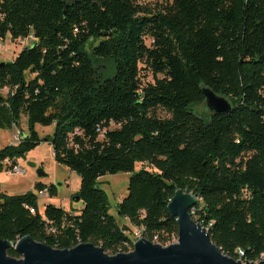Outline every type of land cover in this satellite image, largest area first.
<instances>
[{
	"label": "trees",
	"instance_id": "obj_1",
	"mask_svg": "<svg viewBox=\"0 0 264 264\" xmlns=\"http://www.w3.org/2000/svg\"><path fill=\"white\" fill-rule=\"evenodd\" d=\"M29 36L0 66V130L23 117L28 130L0 149V172L46 141L79 177L70 199L82 207L40 210L38 193L56 197L53 185L0 192V240L90 243L115 255L131 251L136 229L165 247L177 239L167 205L180 189L197 197L191 218L223 255L264 259V0H0V43ZM203 87L232 110L208 123L196 116ZM36 125L54 132L42 140ZM121 172L130 176L117 220L99 179Z\"/></svg>",
	"mask_w": 264,
	"mask_h": 264
},
{
	"label": "water",
	"instance_id": "obj_2",
	"mask_svg": "<svg viewBox=\"0 0 264 264\" xmlns=\"http://www.w3.org/2000/svg\"><path fill=\"white\" fill-rule=\"evenodd\" d=\"M3 64L0 63V66ZM201 91L203 104L210 115L226 114L232 110L227 98L217 95L208 87H203ZM28 166L36 168L32 163ZM35 173L39 178L46 176L41 168H36ZM73 201L78 202L79 197L75 196ZM197 201V197L180 189L174 192L167 210L176 220L177 240L165 247L140 237L132 244L131 251L108 255L102 248L90 243L58 250L25 236L15 242L0 240V264H264V259L256 263H242L223 255L211 242L206 229L191 218L189 210ZM9 248L19 258L8 256L6 251Z\"/></svg>",
	"mask_w": 264,
	"mask_h": 264
},
{
	"label": "rangeland",
	"instance_id": "obj_3",
	"mask_svg": "<svg viewBox=\"0 0 264 264\" xmlns=\"http://www.w3.org/2000/svg\"><path fill=\"white\" fill-rule=\"evenodd\" d=\"M142 1L155 4L165 0ZM32 41V36L20 41H11L7 38L4 42L0 43V63L11 61L12 58H14L20 50H22V48L28 47ZM145 44L149 45L150 40L145 39ZM98 66L106 75H111L113 72V65L111 61H103L98 63ZM141 73L142 83L152 82L153 75L151 72L141 71ZM159 77L161 76L159 75ZM0 94L5 96L7 94V90H0ZM191 109L196 116L202 118L206 123L210 121V114L206 110L203 103L195 105ZM159 115L161 117H166L165 113H160ZM20 131L25 135L28 133L25 117L21 119L20 126L13 127L12 129L4 128L0 130V149L10 145L12 142H16L14 137ZM35 131L38 134V137L43 140L46 137H51L54 132V126L43 127L41 125H36ZM29 163L35 164L36 168H41L42 172L46 176L42 178L37 177L35 173L36 168L29 167ZM17 164L21 168L25 169V173L23 175L7 174L3 169L0 172V192L7 195L25 194L27 192H34L33 186L35 183H42L46 186L53 185L57 190V195L53 198H49L48 195L45 197L38 196V207L40 210H42L43 206L46 204H52L55 207L65 210H68L70 205L75 208H80L82 206L79 201L73 202L69 197L71 193L73 194L77 192L79 188V177L75 173L70 172L66 167L54 161L52 148L48 142L42 141L36 148L28 152L24 158L19 159ZM142 168L150 171V168L138 163L135 164L134 170L139 171ZM129 176L130 174L121 172L116 174H107L99 179L102 189L108 196L109 204L111 206L110 214L117 217V220L119 219L116 215L115 205L127 194ZM118 222L119 224H122V222ZM132 233L133 234L130 238L132 240L138 239L139 234H137L138 232L136 229H132ZM176 240L177 239H174L173 243H175Z\"/></svg>",
	"mask_w": 264,
	"mask_h": 264
},
{
	"label": "built area",
	"instance_id": "obj_4",
	"mask_svg": "<svg viewBox=\"0 0 264 264\" xmlns=\"http://www.w3.org/2000/svg\"><path fill=\"white\" fill-rule=\"evenodd\" d=\"M97 131L100 132L99 128L97 129ZM77 133H78V132H77ZM14 139H15L16 142H12L10 145H16V144L19 142V139H20V133H17V135L14 137ZM5 172H6L7 174L23 175V174L25 173V169L21 168L18 164H16V165H13V166L8 167V168L5 170ZM38 196H43V197L47 196V191H46V189L40 191V192L38 193ZM29 211H30V213H33V212H34L33 209H30ZM138 238H140V236H139ZM135 241H136V239L132 241V244H133ZM131 250H132V246H131ZM242 256H243V253H242L241 251H238V258H237V260L241 261L242 263H245V262L242 260ZM261 260H263V259H261ZM259 261H260V260H259Z\"/></svg>",
	"mask_w": 264,
	"mask_h": 264
},
{
	"label": "crops",
	"instance_id": "obj_5",
	"mask_svg": "<svg viewBox=\"0 0 264 264\" xmlns=\"http://www.w3.org/2000/svg\"><path fill=\"white\" fill-rule=\"evenodd\" d=\"M71 195H72V193L70 194V196H71ZM70 196H69V197H70ZM81 207H82V206H81ZM81 207H80V208H75V207H73L72 205H70L68 210L77 211V210L81 209Z\"/></svg>",
	"mask_w": 264,
	"mask_h": 264
}]
</instances>
